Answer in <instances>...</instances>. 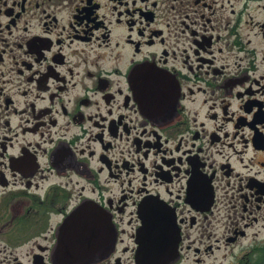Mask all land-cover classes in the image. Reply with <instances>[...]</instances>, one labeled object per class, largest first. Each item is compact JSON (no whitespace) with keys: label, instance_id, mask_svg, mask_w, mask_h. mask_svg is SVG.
Here are the masks:
<instances>
[{"label":"flooded vegetation","instance_id":"af4514ba","mask_svg":"<svg viewBox=\"0 0 264 264\" xmlns=\"http://www.w3.org/2000/svg\"><path fill=\"white\" fill-rule=\"evenodd\" d=\"M264 264V0H0V264H61L97 205L93 264Z\"/></svg>","mask_w":264,"mask_h":264},{"label":"water","instance_id":"95a60500","mask_svg":"<svg viewBox=\"0 0 264 264\" xmlns=\"http://www.w3.org/2000/svg\"><path fill=\"white\" fill-rule=\"evenodd\" d=\"M96 206L84 207L70 218L62 229V241L59 247L62 254L61 264H90L100 255L108 252L115 238L111 221L99 211ZM142 210H165L162 206L145 205ZM152 213H148V216ZM151 220H145V233L140 236L142 249L148 250L151 242ZM147 263H153L155 258L145 253Z\"/></svg>","mask_w":264,"mask_h":264}]
</instances>
